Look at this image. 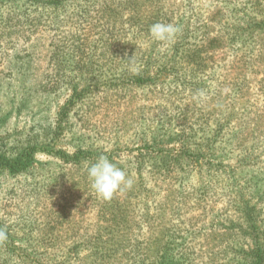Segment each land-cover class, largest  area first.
<instances>
[{
  "label": "rangeland",
  "instance_id": "1",
  "mask_svg": "<svg viewBox=\"0 0 264 264\" xmlns=\"http://www.w3.org/2000/svg\"><path fill=\"white\" fill-rule=\"evenodd\" d=\"M24 1L4 0L0 6V139L8 143L18 137L27 138L32 129L38 134L39 130L49 127L57 117L59 107L68 100L71 92L66 84L59 88L57 96H51L55 93L49 90L60 78L53 61L56 48L65 45L70 40L67 38L73 35H76L75 41L78 43L90 42L95 45L100 55L104 48L102 42L95 41L93 37L106 24H100L93 30L92 24L80 23L78 18L67 17L69 15L58 24H52L43 21L49 16L48 9L25 4ZM105 2L92 0L77 5L70 1L65 7L71 10L76 5L79 9L93 11ZM258 2L139 1L137 8L143 13L157 5L164 15L161 21L172 18L169 23L181 22V26L189 23L190 34L182 42L155 41L150 34L138 33L135 26L130 27L128 11L123 12L124 16L116 24L113 23L115 19H110L109 24L116 37L111 48L105 51L109 67H102L106 76L103 81L121 82L119 75L110 71L117 62L116 52L126 59H132V73L146 68L145 60L152 62L154 68L176 57L174 60L180 68L179 79L167 75L155 78L143 88L125 85L112 89L101 86L92 93L88 104L76 109V118L66 125L68 129L58 138L56 145L71 154L70 146L82 142L96 149L101 148L104 153L116 149L114 162L126 167L131 177L138 180L135 168L141 155L163 157L168 153L172 156L181 154L180 138L186 131L185 126L187 132L199 130L198 126L204 123H208L209 131L217 126L223 128V138L211 163L204 151L198 155H202L201 159L205 158L198 166L194 163L186 173L181 167L178 170L181 175L170 178L163 173L160 179L152 174L150 163L144 165L142 176L147 197L140 201L131 192V205L124 212L127 220L139 224L147 208L155 234L164 227L170 233L176 231L174 253L181 256L184 253L194 254L186 264H229L235 248H250L248 239L239 237L235 232L230 238L223 236L226 234L225 227H230L228 220L239 218L234 205L236 196H243L244 200L256 206L261 213L260 218L264 220V31L259 28L264 12L260 11L263 6L253 8ZM251 18L259 19L253 25V33L240 31L237 40L231 41L232 32L247 29ZM206 23L213 27L211 37L221 30L223 34L228 31L229 35L225 39L227 43L215 52L203 55L202 59L209 61L205 72L193 75L185 69L182 53L194 48V44H200L202 40L195 30L198 25ZM88 38H91L90 41H87ZM136 57L143 62L135 63ZM201 90L205 93L204 99L197 98ZM19 105L22 108L18 113L16 109ZM170 129L179 136L175 143L155 147L156 151L147 150L150 147L146 140L152 139L156 131L162 136ZM203 142L205 138L198 137L197 143ZM37 158L49 162L45 168L46 175H38L40 169L37 168L36 178H4L0 182V216L5 218L19 238L28 235L35 245L38 244L29 251L34 253L25 264H32L33 260H38L40 264H80L91 253L86 245L79 243L94 238L99 231L103 234L106 232L103 227L108 221L100 219L104 210L102 204L106 201L94 191L86 178L89 162H84L87 165L84 169H75L46 155ZM244 158L248 161L241 171ZM52 175L57 179L56 184H51ZM251 178L260 182L257 188L261 190L260 197L254 190L256 184L249 182ZM41 181L47 187L40 191V195L34 190L41 187ZM123 190L111 197L114 200L109 203V208L112 204L116 205L117 210L124 208L122 204L126 198ZM173 193L175 197H171ZM31 196L38 198L39 202L33 204L29 199ZM60 212H63L60 215H64V219L58 215ZM158 212L164 214L159 220ZM26 222L32 224L28 231L24 230ZM54 227L55 230L50 231ZM140 227V241L143 242L150 233L149 225L142 224ZM203 235L211 236L214 257L216 253L219 256L216 262L209 261L208 241L205 243ZM157 236H161V233ZM75 244L79 246L78 255L69 258L68 254ZM23 248H27V244ZM226 248H231L229 256L225 254ZM11 264L21 263L15 259Z\"/></svg>",
  "mask_w": 264,
  "mask_h": 264
},
{
  "label": "trees",
  "instance_id": "2",
  "mask_svg": "<svg viewBox=\"0 0 264 264\" xmlns=\"http://www.w3.org/2000/svg\"><path fill=\"white\" fill-rule=\"evenodd\" d=\"M3 1L4 0H0V6ZM70 1H74L76 2L75 4L79 5L82 2L88 3L92 0H25L24 3H31L30 5H36L38 7L48 9L49 16L43 19V21H48L52 24H58L61 19H66L65 17L67 15H69L67 17L70 18H78L80 23L87 22L92 24L91 28H93V30H95L100 24H106L105 28L100 30L101 32H96V35L93 34L95 41L102 42L104 47L102 55L105 56L103 57L98 54L96 52L97 48H94L95 45H92L90 42H76V35L68 37L67 39L70 40H68L65 45L55 49V52H53V61L54 64L57 65V74L60 78L57 79L56 84H52V87L49 88V90H52L55 93L51 94V96L59 95L57 94L60 90L59 88H62L64 84H66L67 90L70 91L71 94L64 105L59 107V110L56 113L57 117L54 119L53 124H49V127H44L43 131L39 130L37 134L35 129H32V133L29 134L27 138L20 139L18 137L10 141L11 143L0 139V182H2L4 178H23L28 176L30 178H36L35 171L37 168L40 169L38 170V175L39 173L46 175L45 168L49 166V162L40 161L37 158L40 155H46L52 160L62 162L63 165L71 166L75 169H84L87 167L84 162H89L91 165L100 155L107 156L111 162L115 163L113 155L117 151L116 149L108 153H104L103 149L93 148L90 144H86L85 142L72 144L70 146V149L73 152L72 154L67 150L57 148L56 145L59 141L58 138H60V136H62L68 129L66 125H69L72 119L77 116L76 109L79 108L80 105H86V103L88 104L92 97V93L95 90H98L101 86L112 89L120 88L125 85H130L134 88H143L150 85L155 78L170 75L179 79L178 71H180V68H178L179 65L177 61L174 60L177 59L176 57L167 63L157 64L154 68H152V62L145 60L147 64L144 66L146 68L139 70V72L132 73L131 71H134L132 69L134 64L132 59H126L124 56H121L119 52H116L118 55L116 60L117 62L115 63L116 65L114 68L110 71L114 75H119L121 82H116V80L103 81L106 76L104 75V72H102V67H109L108 55L106 56L105 51L111 48V45L115 42L114 39L116 37L114 36L115 32L113 28L109 24L110 19H115L113 23L116 24L124 16L123 12L128 11V22H130V27L133 28L135 26L134 28L138 30V33L142 32L149 35V29L152 24L156 22L165 23V21L166 23H169L172 19L164 18V20L162 19L163 21H161V18L164 17V15L161 13V10L157 7V5H155L156 8L153 10L143 13L140 11V8H137L140 0H106L100 8H95L93 11L79 9L76 5H73L70 10L68 7H65V5ZM94 1L98 3L99 0ZM262 6L263 10L260 11L263 13L264 0H259L258 3L253 5V8H261ZM141 8L143 7L141 6ZM262 15L263 18L260 20L259 28L261 27L260 29L264 31V13ZM95 19H97V21L93 24ZM257 20L259 19L251 18L250 25L247 26V29L242 28L241 30L239 29L232 32L231 35L233 36L229 39L231 41H236L241 34L240 31L253 33V25L257 24ZM40 21L41 16L38 17V22ZM107 23L109 24L108 26ZM180 24L181 22L176 24L180 27L181 31L175 40L182 42L185 36H189L190 34V24H184L183 26ZM212 29L213 27H211L208 23L205 25H198L195 31L199 32L198 36H200L202 41L200 44H194V48L187 49L185 53H182L185 58V69L193 75H197L202 71L205 72L204 70L208 67L209 61L203 60V55L213 53L220 46L224 45V43H227L225 39H227L229 35L228 31H225L223 34L221 30L218 32V35L211 37ZM90 39L91 38H88L87 41H90ZM174 54H178V49ZM148 58L151 59V56H148ZM139 62L143 61L139 57H136L135 63ZM241 91L242 89L240 88L239 92ZM21 108V105H19L16 109L18 113ZM185 115L186 114H183V116ZM183 118L184 117H182V121ZM207 125L208 123L200 124V126H198L199 130L196 129L190 132H187V128L185 126L186 131L183 132L182 139L180 138V142H182L181 154L178 156H172L171 153H168V156L166 155L163 157H145L144 155H141L135 168V175L136 177H139L138 180L131 177L130 170L127 171L126 167L119 166L115 163L118 167H121L126 171L128 176L133 181L132 185L130 187L123 188L124 190L122 192L125 193L126 198V201L122 204L124 205V208L121 207V209L117 210L115 204H112L111 208H109V203H111L114 199L104 200L106 203L102 204L104 210L101 212L103 217H100V219L103 222H109H107V225L103 227V230L108 232L107 234H105L106 232L103 234V232L99 231L97 236L94 238L84 239L83 241L86 242L79 243L86 245L90 249L89 252L91 253L90 256L81 261L80 264L86 262V264H186L188 258L194 254L190 253L185 255L184 253L181 256L174 253L175 247L173 244L175 241L173 240L174 234L176 235V231L175 233H170L165 227L163 229L160 228L161 230L158 234L161 233V236H157L158 234L153 232L150 212L147 208H145L146 210L142 214V221L139 224L135 221L127 220L124 212H126V209L131 205V192L134 193L140 201H144L143 198L147 197V194L144 192L147 188L144 182V177L142 176V169L144 165L150 163L152 174L156 177V179H160L159 177L162 176L163 173L166 177L170 178L175 175H181V173L178 172L181 167H183L184 172L186 173L187 168L193 166L194 163L198 166V164L205 159H201L202 155H198L204 151H206L205 157L209 158V163H211L210 160L212 157H215L217 153L218 144L223 138L224 130L223 128L217 126V128L213 131H209ZM177 137L179 136L175 130L173 131L170 129L162 136H160L156 131L152 139L146 140L150 147L147 150L152 149L156 151L155 147L159 148L164 145L175 143ZM198 137L205 138V143L203 142L198 144ZM193 144L194 147L192 146ZM247 161V159H243L240 167L241 171H243L242 169L244 167L242 166H245ZM174 172L177 174H173ZM184 176L185 174H183L182 177ZM86 178L89 180L88 175ZM251 179L252 180L249 182H254L256 184L254 190L258 193L257 196L260 197L261 190L257 189L260 182L255 181L253 178ZM35 180L36 179H34V181ZM56 180L55 176L52 175L51 184ZM56 182L53 184H56ZM46 187L47 186H45L41 181V187L34 191H38L37 193H40V191ZM262 196L264 197V195ZM171 197H175L174 193ZM29 199L33 204L39 202L38 198L35 196H31ZM234 205L237 213L239 214V218L237 220H228L227 223L230 227H225L226 234L223 236H225V238H230L231 235H233L232 233L235 232L239 237L242 236L248 239L250 248H233V257L228 261V263L264 264V220L260 218L261 213L258 211L256 206H252L248 201L244 200L243 196L240 195L236 196ZM110 209H113V211ZM61 213L63 212H60L58 215ZM163 216V213L158 212L157 220ZM60 218L64 219L65 216L60 215ZM159 222L162 223L161 221ZM142 224L149 225L150 230V233L144 237L145 241L143 242L140 241L142 237V233L140 232L142 227L140 226ZM24 227V230L28 231L31 229L32 224L26 222ZM0 230H4L7 234V238L0 241V264H11V261L15 259L20 260L21 264L27 263L29 257L34 253V251H29L38 244L35 245L28 235H25V238H19L15 234L12 227L7 224V221L3 216H0ZM54 230L55 227L50 229V231ZM132 233H135L133 237H131ZM203 237L205 236L203 235ZM205 238V243L208 241L209 246V261H211V263L216 262L219 256L216 253L217 258L214 257L215 252L212 250L213 245L211 236H206ZM24 244H27V248H23ZM75 245L68 254L69 258L72 255H78L79 246ZM229 249L231 248H226L225 250V254H227V256L231 254ZM32 264L40 263H38V260H33Z\"/></svg>",
  "mask_w": 264,
  "mask_h": 264
},
{
  "label": "clouds",
  "instance_id": "3",
  "mask_svg": "<svg viewBox=\"0 0 264 264\" xmlns=\"http://www.w3.org/2000/svg\"><path fill=\"white\" fill-rule=\"evenodd\" d=\"M181 29L173 23L156 22L150 26V37L155 41L171 43L175 40ZM204 99L205 93L201 90L197 96ZM87 175L94 191L104 199L111 197L124 187L132 185V179L126 171L111 162L107 156L100 155L94 163L87 168ZM7 238L4 230H0V241Z\"/></svg>",
  "mask_w": 264,
  "mask_h": 264
}]
</instances>
